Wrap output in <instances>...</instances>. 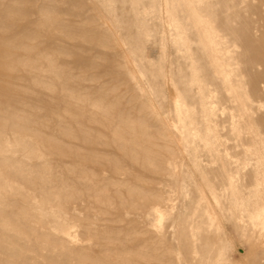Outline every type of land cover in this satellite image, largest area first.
Instances as JSON below:
<instances>
[{"label": "rangeland", "instance_id": "obj_1", "mask_svg": "<svg viewBox=\"0 0 264 264\" xmlns=\"http://www.w3.org/2000/svg\"><path fill=\"white\" fill-rule=\"evenodd\" d=\"M0 5V263L264 264V0Z\"/></svg>", "mask_w": 264, "mask_h": 264}, {"label": "bare ground", "instance_id": "obj_2", "mask_svg": "<svg viewBox=\"0 0 264 264\" xmlns=\"http://www.w3.org/2000/svg\"><path fill=\"white\" fill-rule=\"evenodd\" d=\"M0 6H1V5H0ZM11 6H12V5H11ZM12 7H13V6H12ZM42 9H43V8H42ZM19 13H21V12H19ZM19 15H20V14H19ZM39 15H40V14H39ZM3 20H4V19H3ZM49 21H50V20H49ZM0 27H1V26H0ZM4 27H5V26H4ZM10 28H11V27H10ZM3 33H4V32H3ZM5 36H6V33H5ZM30 38H32V37H30ZM32 39H33V38H32ZM34 40H36V39L34 38ZM30 42H31V41H30ZM31 47H32V46H31ZM183 47H184V46H183ZM185 49H186V48H185ZM34 51H35V50H34ZM34 69H35V68H34ZM36 70L38 71V70H40V68L36 67ZM191 84H192V83H191ZM81 85H82V84H81ZM82 86H83V85H82ZM192 86H193V85H192ZM13 87H14V86H13ZM99 88H100V87H99ZM14 89H15V87H14ZM114 89L117 90L116 88H114ZM98 90H99V89H98ZM99 91H101V90H99ZM99 91H98V92H99ZM117 93H118V92H117ZM114 94H115V93H114ZM59 96H60V95H59ZM61 98H62V97H61ZM61 98H60V99H61ZM118 99H119V98H118ZM63 100H64V98H63ZM117 101H118V100H117ZM120 102H121V101H120ZM61 103H62V102H61ZM63 104H64V103H63ZM118 104H119V103H118ZM64 105H65V104H64ZM65 107H67V106H65ZM67 109H68V108H67ZM1 110H2V109H1ZM105 110H108V109H105ZM110 110H111V109H110ZM4 111H5V110H4ZM104 112H106V111H104ZM107 112H108V111H107ZM100 113H101V112H100ZM9 116H10V115H9ZM159 118H160V117H159ZM16 120H17V119H16ZM106 121H108V120H106ZM17 122H18V121H17ZM19 122H20V121H19ZM93 122H94V120H93ZM120 122H121V121H120ZM126 122H127V121H126ZM31 123H32V122H31ZM34 123H35V122H34ZM88 123H89V122H88ZM95 123H96V122H95ZM97 123H99V122H97ZM32 124H33V123H32ZM99 124H100V123H99ZM123 124H124V123H123ZM126 124H127V123H126ZM91 125H92V124H91ZM139 126H140V125H139ZM137 127H138V126H137ZM165 127H166V126H165ZM5 128H7V127H5ZM8 128H9V127H8ZM125 128H126V127H125ZM130 129H131V128H130ZM139 129H140V128H139ZM10 130H11V129H10ZM20 130H21V129H20ZM20 132H21V131H20ZM67 132H68V131H67ZM132 132H133V131H132ZM135 132H136V131H135ZM150 132H151V131H150ZM32 133H33V132H32ZM34 133H35V132H34ZM130 133H131V130H130ZM148 133H149V131H148ZM21 134H22V133H21ZM36 134H37V133H36ZM123 134H124V133H123ZM128 134H129V133H128ZM128 134H124V135H128ZM135 134L137 135V132H136ZM141 134H142V133H141ZM155 134H156V133H155ZM145 135H146V134H145ZM34 136H35V135H34ZM34 136H33V137H34ZM52 136H53V135H52ZM69 136H70V135H69ZM122 136H123V135H122ZM133 136H134V135H133ZM143 136H144V134H143ZM35 137H36V136H35ZM39 137H40V136H39ZM50 137H51V136H50ZM117 137H118V136H117ZM117 137H115V138L117 139ZM120 137H121V136H120ZM120 137H118V138H120ZM123 137H125V136H123ZM130 137L132 138L131 135H130ZM145 137H146V136H145ZM147 137H148V136H147ZM51 138H52V137H51ZM54 138H55V137H53V139H54ZM138 138H139V137H138ZM133 139H134V138H133ZM144 139H145V138H144ZM149 139H150V138H149ZM149 139H148V142H149V143H150V141L152 142V140L149 141ZM123 140H124V139H123ZM146 140H147V138H146ZM52 141H53V140H52ZM116 141H117V140H116ZM120 141H122V140H120ZM120 141H119V139H118V142H120ZM128 141H129V140H128ZM128 141H126V142H128ZM143 141H144V140H143ZM88 142H89V141H88ZM88 142L86 141L87 144H89ZM148 142H147V143H148ZM90 143H91V142H90ZM123 143H124V141H123ZM128 143H129V142H128ZM53 144H54V143H53ZM92 144H96V142H93ZM92 144H91V145H92ZM121 144H122V143H121ZM125 144H126V143H125ZM130 144H131V143H130ZM122 145H123V144H122ZM144 145H145V144H144ZM144 145H142V146H144ZM151 145H152V144H151ZM1 146H2V143H1ZM58 146H59V145H58ZM119 146L121 147V145H119ZM123 146H124V145H123ZM123 146H122V147H123ZM127 146H128V144H127ZM129 146H130V145H129ZM149 146H150V145H149ZM171 146H173V149H172V150H174V153H173V152H172V153L176 156V160H177L176 165H178V163H180V159H181L182 156H183V150L179 152L178 148H180V145L176 142V140H174L173 143H171ZM181 146H182V145H181ZM56 147H57V146H56ZM124 147H125V146H124ZM147 147H148V144H147ZM152 147H153V146H152ZM162 147H167V146H165V144H163ZM162 147H161V150H160V151L163 150ZM57 148H58V147H57ZM128 148H129V147H128ZM128 148H127V149H128ZM119 149H121V148H119ZM122 149H123V148H122ZM129 149H130V148H129ZM132 149H133V148H132ZM132 149H131L129 152L126 150L127 153H125V154H126L127 156L131 155V156H130L131 159H133V160H137V158L134 157V155H133V151H134V150L132 151ZM145 149H146V148H145ZM164 149H165V148H164ZM27 150H28V149H27ZM143 150H144V149H143ZM149 150L151 151L152 149L149 148ZM169 150H170V149H169ZM28 151H29V150H28ZM124 151H125V150H124ZM0 152H1V151H0ZM143 152H144V151H143ZM147 152H149V151H147ZM147 152H146V153H147ZM154 152H155V151H154ZM159 153L161 154V152H159ZM25 154H27V153H25ZM25 154H24V155H25ZM28 155H29V154H28ZM31 155H33V154H31ZM94 155H95V154H94ZM144 156H145V155H144ZM146 156H147V155H146ZM94 157H97V156H94ZM180 157H181V158H180ZM3 159H6V158H3ZM3 159H2V161H4ZM85 159H86V160H85ZM90 159H91V158H89V159H88V158H83L84 162H89L88 160H90ZM102 159H103V161H104V158H102ZM102 159H101V160H102ZM147 159H149V157H148ZM107 160H108V159H107ZM21 161H22V160H21ZM21 161H20V162H21ZM97 161H100V159L97 160ZM6 162H7V161H6ZM105 162H106V161H105ZM107 163H108V162H107ZM246 163H247V162H246ZM252 163H253V162H252ZM11 164H12V163H11ZM108 164H109V163H108ZM108 164H107V166H108ZM143 164H144V163H143ZM151 164H152V163H151ZM8 165H9V164H8ZM8 165H7V166H8ZM115 165H117V163H116ZM115 165H114V166H115ZM118 165H119V164H118ZM118 165H117V166H118ZM1 166H4V165H1ZM18 166H20V165H18ZM97 166H99V165H97ZM110 166H111V164H110ZM114 166H113V167H114ZM149 166H150V165H149ZM21 167H22V166H21ZM21 167H16V169L21 168ZM36 167H37V166H36ZM143 167H144V165H143ZM143 167H142V168H143ZM160 167H161V166H160ZM160 167H159V168H160ZM0 168H1V167H0ZM4 168H5V167H4ZM4 168H3V169H4ZM22 168H23V167H22ZM114 168H115V167H114ZM117 168H118V167H117ZM119 168H120V167H119ZM144 168H145V167H144ZM145 169H146V168H145ZM149 169H150V168H149ZM149 169H148V170H149ZM19 170H20V169H19ZM116 170H118V169H115V171H116ZM160 170H161V169H160ZM5 171H6V170H5ZM22 171H23V170H22ZM26 171H27V170H26ZM28 171H29V170H28ZM152 171H153V169H152ZM2 172H3V171H2ZM18 172H19V174H20V171H18ZM163 172H164V171H163ZM163 172H162V173H163ZM167 172H169V170H168ZM37 173H38V172H37ZM153 173L156 174L154 171H153ZM17 174H18V173H17ZM19 174H18V176H19ZM28 174H29V176H31L30 173H28ZM163 174H164V173H163ZM2 175H3V174H2ZM14 175H15V174H14ZM25 175H27V174H25ZM164 175H165V174H164ZM6 176H7V175H6ZM8 176H9V175H8ZM8 176H7V177H8ZM11 176H13V175L11 174ZM22 176H23V175H22ZM27 176H28V175H27ZM27 176H26V177H27ZM29 176H28V178H29ZM33 176H34V174H33ZM33 176H32V177H33ZM41 176H43V175L41 174ZM2 177H4V176H2ZM7 177H6V178H7ZM23 177H24V176H23ZM32 177H31V178H32ZM9 178H10V177H9ZM13 178H16V177H13ZM161 178H162V177H161ZM2 179H3V178H2ZM2 179H1V182H2ZM23 179H24V178H23ZM29 179H30V178H29ZM33 179H34V178H33ZM14 180H16V179H14ZM26 180H27V178H26ZM18 181H19V180H18ZM24 181H25V180H24ZM38 181H39V180H38ZM43 181H44V179H43ZM141 181H142V180H141ZM3 182H4V180H3ZM35 182H37V181H35ZM24 183H26V182H24ZM141 183H142V182H141ZM144 183H146V182H144ZM28 184L30 185V183H28ZM28 184H27V185H28ZM32 184H34V182H33ZM34 185H35V184H34ZM4 186H5V185H4ZM49 186H51V185L49 184ZM30 187H31V186H30ZM32 189H33V188H32ZM256 189H257V188H256ZM89 190H90V189H89ZM89 190H88V191H89ZM140 190H141V189H140ZM140 190H139V191H140ZM258 190H259V189H258ZM130 191H132V190H130ZM133 191H134V193H135V190H134V189H133ZM141 191H143V190H141ZM231 191H232V190H231ZM253 191H254V189H253ZM142 193H143V192H142ZM144 193H145V192H144ZM257 193H258V192H257ZM21 194H23V193H21ZM135 194H136V195H135ZM135 194H134L135 196L133 195V197H136V196H137V197L139 198V200H140V199H143V205H144V206H147L148 204H150V202H151V200H152L151 197H150V195H149V196H146V195L141 194L140 192H137V193H135ZM227 194H228V193H227ZM19 195H20V194H19ZM72 195H73V194H72ZM72 195H71V196H72ZM255 195H257V194H255ZM21 196H22V195H21ZM21 196H20V197H21ZM23 196H24V195H23ZM30 197H31V196H30ZM66 197H67V195H66ZM66 197H65V198H66ZM133 197H132V198H133ZM155 197L157 198V197H160V196H155ZM250 197H251V196H250ZM250 197H249V199H250ZM25 198H26V197H25ZM74 198H75V199H74ZM77 198H78V197H77ZM77 198H76V196H75V197L73 196L72 198H70V197H69V198H66V199H65L66 202H64V203H65L66 205H67V204L74 203L73 201H74V200H77ZM153 198H154V197H153ZM23 199H24V197H23ZM26 199H29V198H26ZM160 199H161V198H159V199H157V200H154V199H153V201H154V202H157V201L160 200ZM24 201H25V200H24ZM24 201H23V202H24ZM42 201H43V200H42ZM44 201H47V200L45 199ZM59 201H60V200H59ZM70 201H72V202L69 203ZM141 201H142V200H141ZM42 204H45V203H42ZM58 204H60V203H58ZM65 204H64V205H65ZM141 204H142V203H141ZM64 205H63V206H64ZM59 206H60V205H59ZM133 206H134V205H132V207H133ZM134 207H135V206H134ZM134 207H133V208H134ZM10 209H11V208H10ZM12 212H13V211H12ZM17 212H19V211H17ZM24 212H25V211H24ZM24 212H19V213H23V214H24ZM263 212H264V211H263ZM263 212H262V213H263ZM257 213H258V212H257ZM12 214H13V213H12ZM14 214H15V213H14ZM23 214H22V216H25V215H23ZM12 216H13V215H12ZM256 216H257V215H256ZM258 216H259V215H258ZM7 217H8V216H7ZM9 217H10V215H9ZM9 217H8V218H9ZM260 217H261V216H260ZM253 218H254V216H253ZM253 218H251V219H253ZM256 219H257V217H256ZM258 219H259V218H258ZM261 219L264 221V215H263V217H262ZM261 219H259V220H261ZM249 220H250V219H249ZM253 220H254V219H253ZM262 220H261V221H262ZM254 221H256V220H254ZM241 222H242V221H241ZM252 222H253V221H252ZM253 223H254V222H253ZM253 223H252V224H253ZM261 223H262V222H261ZM245 224H246V223H245ZM253 226H254V225H253ZM11 227H12V226H11ZM29 227H30V226H29ZM254 228H255V227H253V229H254ZM257 228H258V227H257ZM17 229H18V228H17ZM263 229H264V225H263ZM1 230H2V229H1ZM13 230H14V229H13ZM19 230H20V229H19ZM24 230H25V229H24ZM11 231H12V230H11ZM14 231H15V230H14ZM14 231H12V233H13ZM26 231H27V230H26ZM29 231H30V230H29ZM62 231H64V232L67 233V234H69V232H70V231H69L68 229H66V228H63ZM2 232H5V229H3ZM15 232H18V231H15ZM20 232H21V231H20ZM24 232H25V231H24ZM21 234H22V232H21ZM27 234H28V233H25V237H28V236H26ZM30 234H31V232H30ZM14 235H15V233H14ZM16 235H17V234H16ZM19 235H20V234H19ZM28 235H29V234H28ZM23 236H24V235H22V237H23ZM22 237H21V238H22ZM30 238H31V236H30ZM23 239H25V238L23 237ZM27 240H28V239H27ZM23 241H24V240H23ZM25 241H26V240H25ZM25 241H24V242H25ZM35 243L37 244L38 241L36 240ZM248 243H249V241H248ZM56 244H57V243H56ZM60 246H61V245H60ZM63 257H64V256H63ZM220 258H221V257H220ZM225 258H226V257H225ZM80 259H81V258H80ZM164 259L166 260L165 257H164ZM164 259H162V261H163ZM156 260H157V259H156ZM160 260H161V259H159V261H160ZM150 263H152V262H150ZM160 263L162 264V262H160ZM167 263H168V262H167ZM224 263H225V262H224ZM0 264H8V263H7V262H4V263H0ZM118 264H119V263H118ZM148 264H149V263H148ZM219 264H220V263H219ZM226 264H237V258H233L232 260H226Z\"/></svg>", "mask_w": 264, "mask_h": 264}]
</instances>
